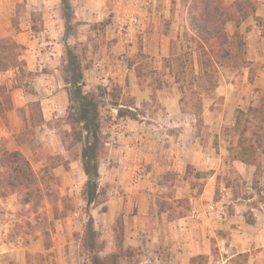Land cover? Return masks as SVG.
Masks as SVG:
<instances>
[{
    "label": "rangeland",
    "instance_id": "obj_1",
    "mask_svg": "<svg viewBox=\"0 0 264 264\" xmlns=\"http://www.w3.org/2000/svg\"><path fill=\"white\" fill-rule=\"evenodd\" d=\"M70 1V11L62 7L60 0L15 2V13L8 27L12 33L3 36L23 45L20 55L23 64L0 73V85L4 87L0 89V105L7 108L5 95L10 99V108L11 100L20 103L18 122L11 123L6 114L0 118V146L7 149L11 141L18 145L17 150L29 160L36 175L40 199L37 207L33 203L22 206L20 196L12 193L16 200L13 204L8 203L12 204L11 207L0 203V224L6 223L8 234L5 235L10 241L28 245L39 237L43 239L41 250L25 251L26 263L137 264L142 254L141 251L133 253L121 248L116 259L112 260L108 254L112 248L119 249L115 233L121 232V227L116 220L115 248L109 244L111 238L105 232L96 230V225L108 220L103 218L106 213H102L105 206L101 203L121 188L119 178L113 173L108 175L110 163L104 159L107 158V149L99 160L98 171H105L104 165L108 167L104 174L99 173L97 179L100 195L96 201L98 198L103 200L99 205L93 203L98 206L97 220L89 212L90 203L73 206L75 193L85 199L82 190L86 176L81 158L83 143L68 148L70 138L65 137V131L70 129L68 118L72 105L68 101L69 86L61 77L65 43L79 58L80 66L74 73H82V90L99 92L101 88L106 89L102 96L104 104L99 109L105 134L109 135L111 125L121 118L143 119L152 135L155 132L160 135L159 149L166 147L175 151L173 164L177 169L161 174V184L151 191L157 196L158 205L171 210L168 218L188 214L193 207L191 200L203 193L209 175L215 173V184L211 188L213 199L207 208L219 209L220 204L212 201L216 202L226 187L232 195L240 197L242 209H246L245 218L252 219L254 213H258L263 219L264 140L260 139L263 145L257 148V139L262 138L264 123L256 119L248 122L247 135L255 146L261 168L258 173L256 166L252 165L254 170L250 177L240 174L232 163L234 159L229 156V146L233 139L236 110L245 109L248 105L258 106L264 98V0H258L259 13L255 14L260 20L253 16L246 18L256 24L250 33L251 54L256 59L248 58L245 34L239 30L246 19L238 27L230 21L226 24V31L232 39L235 31L240 32L244 41L243 56L248 62L245 66L216 65L206 70L199 63L197 39L185 21L190 0H179V5H173L174 0H168L171 5H156L157 0H90L91 10L71 6L73 3ZM223 1L230 4L234 0ZM30 5H49L50 10L43 7L32 10ZM63 15L69 18V33L74 32L75 35L65 37ZM177 56L179 59L175 60ZM165 58L170 60L169 64H165ZM209 70L216 86L222 83L227 87L226 94L217 93L216 87L209 88L211 82L205 73ZM177 73L179 81L175 76ZM113 82L120 86L116 97L111 94H115ZM39 85H51L54 86V94L63 93L61 97H55L59 108H51V114L46 107L47 116L43 123L32 125L29 107L35 101V89ZM23 95L30 99L29 102L22 101ZM113 102H117L127 116H117ZM204 102H208L210 108L205 114ZM199 104L201 120L194 113ZM42 107L44 109V105ZM155 126L160 127L158 132ZM3 130L11 135L7 137V133H1ZM106 141L109 142L108 139ZM195 162H203L211 168L196 170ZM57 166L61 167L59 174L53 171ZM71 208H77L85 215L79 219L73 214L69 222H63V216ZM119 218L123 220L122 216ZM57 229L59 236H56ZM220 255L229 256L214 245L210 256L197 255L192 262L212 264V259ZM245 260V254L231 258V262L236 263Z\"/></svg>",
    "mask_w": 264,
    "mask_h": 264
},
{
    "label": "crops",
    "instance_id": "obj_2",
    "mask_svg": "<svg viewBox=\"0 0 264 264\" xmlns=\"http://www.w3.org/2000/svg\"><path fill=\"white\" fill-rule=\"evenodd\" d=\"M19 1L0 0V37L12 33L8 27L10 26V19L15 13L14 4ZM178 1L174 0L173 5H179ZM70 2L73 3L71 6H78V9L87 8L91 10L93 8L90 6V0H72ZM156 5L171 4L168 3V0H157ZM36 7L50 10L49 5H30L32 10H35ZM258 13L259 10L255 12L257 15ZM254 26H256L255 22L250 19H246L239 26V30L245 34V42L249 48L250 37H252L250 33H252ZM249 48L248 58L253 59L251 48ZM132 83L130 81L131 86H133ZM35 90L37 93L34 100L39 103L44 120L47 116L46 107L50 109L49 113L51 112V114L53 107L59 108L55 97L58 95L61 97L63 92L54 94V86L51 85H39ZM215 90L219 94L227 93V87L222 83L216 86ZM64 96L67 98L65 94H63ZM226 99H229L227 95ZM29 100L23 95V102H29ZM11 104L12 107L4 110V114L9 117L11 123H16L19 120L20 103L13 99ZM209 111V103L204 102L203 114ZM28 115L29 113H27ZM0 118H2L1 115ZM155 128L157 132L160 130L158 126ZM1 133H7V137L11 135L6 130ZM154 135L150 133L149 125L143 119L134 120L125 117L121 118L118 123L111 125L107 138L109 142L106 141L108 143L106 145L107 158L104 159L110 163L108 175L113 173L117 176L121 188L101 203L105 206L102 213H106L103 218L108 220L101 221L99 225H96V230L105 232L111 238L109 244L115 248L114 223L119 216H122L121 246L133 253L142 252L137 264H193L192 259L197 255L210 256V251L214 245L217 246L218 251L227 253L231 258L239 254L246 255V260L243 263L233 262L234 264H264V218L261 219V215L254 213L253 221L248 223L244 215L246 209H242L243 203L240 201V197L232 195L229 188L226 187H223L224 192L221 197L216 202L212 201V203L220 204L219 209L213 210L210 206V209L207 208V204L213 199L211 188L215 184V173L209 175L203 193L191 200L193 207L188 214L168 218L170 209L162 206V210L159 211L157 196L151 191L161 184L159 183L161 174L168 170L175 171L177 166L173 164L176 161L175 151L166 147L159 149L160 135L156 132ZM17 148L18 145L14 144L13 141L9 142L7 146L8 150H17ZM232 163L238 172L246 178L250 177L254 170L252 165L239 160H233ZM107 167L104 165L105 171L99 170L98 172L104 174ZM195 168L199 171H207L211 167H207L203 162H195ZM53 171L59 174L61 167L57 166L53 168ZM76 186L78 187V185ZM15 200V195L10 194L0 198V203L4 206L8 203L13 204ZM72 200L74 207L78 204H87V201L81 195L77 196L76 193L72 196ZM168 200L171 199L168 198ZM12 204H8L9 207ZM227 204H230L231 207ZM92 205L93 203H90L89 212L97 220L98 206ZM73 214L79 219L85 215L77 208H71L63 216V222L66 220L69 222L70 217H74ZM51 215L53 218L52 211ZM68 229L69 224L67 223L66 230ZM5 234H8V227L6 223L0 224V264H27L25 251L41 250L43 245L41 237L31 241L28 245H24L22 242L10 241ZM58 234L59 230L57 229L56 236H59ZM47 249H52V247ZM115 250L113 249V251Z\"/></svg>",
    "mask_w": 264,
    "mask_h": 264
},
{
    "label": "trees",
    "instance_id": "obj_3",
    "mask_svg": "<svg viewBox=\"0 0 264 264\" xmlns=\"http://www.w3.org/2000/svg\"><path fill=\"white\" fill-rule=\"evenodd\" d=\"M61 5L65 10L70 11V3L68 0H60ZM258 7V0H234L230 4H225L223 0H190L187 6L185 21L188 29L193 33L198 42L199 48V63L203 70L208 67H215L216 65H230L232 67L245 66L248 62L244 55V41L241 39V34L237 30L234 32L233 39L226 31L227 22H234L238 25L246 18L253 16L257 20L259 17L255 16ZM65 26V37L68 34L75 35L74 32L69 33L68 21L69 18L63 15ZM64 68L61 71L62 80L69 86L68 101L71 105V112L69 113L68 125L70 129L65 131V137L70 138L68 148L76 143H83L82 149V165L83 171L86 176V181L83 186L82 192L85 195L87 204H99L103 200L96 201L100 192H97V179L99 176V160L106 154V139L108 137L102 131L101 118L99 109L103 106L104 96L106 89L101 88L99 92L96 91H83L82 73L78 75L74 73L76 67H79L80 61L78 56L73 52V48L66 43ZM23 45L15 40L0 37V73L10 69L19 68L23 62L20 59L22 54ZM179 57H175L178 60ZM169 64V59H164ZM243 64V65H242ZM209 80L210 87H216V81L213 80V74L205 71ZM193 75V73H192ZM177 81L180 80L179 73L175 74ZM196 76V75H194ZM0 85V89H4ZM112 88L116 97L120 86L112 83ZM182 88V87H181ZM117 91V92H116ZM5 100L8 102L7 108H2L0 105V115L4 117V110L10 109V99L5 95ZM117 109V116L125 115L117 102L111 103ZM31 110L30 119L32 125H40L43 123V116L40 105L37 101L30 104ZM202 108L199 104L195 108V115L198 120H201ZM250 119L264 123V98L260 105H248L245 109H237L235 114V123L233 126V139L229 146V156L234 160H239L248 165H255L257 173L260 171L258 162V155L256 154L255 146L252 144V139L247 135ZM264 140V132L262 138H258V146H262ZM264 142V141H263ZM258 151V149H257ZM264 153V149L262 150ZM37 179L32 169L29 160L20 150H8L0 146V198L6 197L12 193L20 196V204L22 206L33 203L35 207L39 205V194L36 188ZM103 193V191H102ZM264 194V193H263ZM157 203H159L157 201ZM159 211L162 206L159 204ZM248 223L253 220L245 218ZM119 227L122 226L120 218L117 219ZM87 234V231H85ZM119 249L110 252L108 255L112 260L122 250L121 232L115 233ZM113 264V263H112Z\"/></svg>",
    "mask_w": 264,
    "mask_h": 264
},
{
    "label": "built area",
    "instance_id": "obj_4",
    "mask_svg": "<svg viewBox=\"0 0 264 264\" xmlns=\"http://www.w3.org/2000/svg\"><path fill=\"white\" fill-rule=\"evenodd\" d=\"M108 145V143H106ZM212 264H234L231 262V257L230 256H223L220 255L215 259H212Z\"/></svg>",
    "mask_w": 264,
    "mask_h": 264
}]
</instances>
